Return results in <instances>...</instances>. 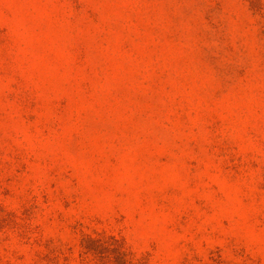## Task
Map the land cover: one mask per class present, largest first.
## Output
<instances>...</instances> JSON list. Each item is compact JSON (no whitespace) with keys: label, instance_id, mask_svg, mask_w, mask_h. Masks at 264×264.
<instances>
[{"label":"rangeland","instance_id":"obj_1","mask_svg":"<svg viewBox=\"0 0 264 264\" xmlns=\"http://www.w3.org/2000/svg\"><path fill=\"white\" fill-rule=\"evenodd\" d=\"M0 264H264V0H0Z\"/></svg>","mask_w":264,"mask_h":264}]
</instances>
